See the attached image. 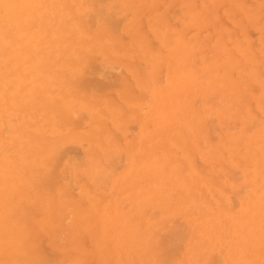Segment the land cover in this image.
<instances>
[{
  "label": "rangeland",
  "instance_id": "rangeland-1",
  "mask_svg": "<svg viewBox=\"0 0 264 264\" xmlns=\"http://www.w3.org/2000/svg\"><path fill=\"white\" fill-rule=\"evenodd\" d=\"M0 264H264V0H0Z\"/></svg>",
  "mask_w": 264,
  "mask_h": 264
}]
</instances>
